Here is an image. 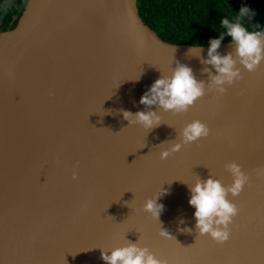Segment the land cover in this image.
I'll list each match as a JSON object with an SVG mask.
<instances>
[{
    "label": "water",
    "instance_id": "1",
    "mask_svg": "<svg viewBox=\"0 0 264 264\" xmlns=\"http://www.w3.org/2000/svg\"><path fill=\"white\" fill-rule=\"evenodd\" d=\"M209 47L163 40L137 0H24L0 30V264H106L102 249L128 241L168 264H264V63L184 114L161 110L148 133L123 118L177 63L209 83ZM195 120L209 137L161 160ZM233 161L252 187L229 196L239 215L221 245L198 236L190 186L231 185ZM160 189L158 223L142 206Z\"/></svg>",
    "mask_w": 264,
    "mask_h": 264
},
{
    "label": "clouds",
    "instance_id": "2",
    "mask_svg": "<svg viewBox=\"0 0 264 264\" xmlns=\"http://www.w3.org/2000/svg\"><path fill=\"white\" fill-rule=\"evenodd\" d=\"M254 15L250 8L244 6L235 16L234 21L230 22L228 18L221 21V26L226 29V35L231 37L235 45V51L227 55H221L218 52L225 38L223 33L218 39L210 40L207 59H203L202 63L214 68L217 75H213L209 68L205 67L204 72L208 73L209 83L198 81L190 67L177 63L170 75L157 79L150 90L142 96L140 104L144 105L147 111H139L135 114L123 111V118L128 121L129 127L140 126L148 133L163 123L158 114L161 110L170 112L172 115L184 114L209 91L226 94L228 87L243 79L241 68L249 73L257 71L264 63V31H249L244 26L245 19ZM191 51L193 52V49ZM201 51L199 46L197 56ZM153 106L157 109L156 111L151 110ZM209 135L208 126L195 120L178 134L180 142H172L166 150L161 151L160 158L167 160L174 153L182 151L185 146L206 139ZM225 169L233 178L231 185L226 187L212 175L207 180L198 178L194 186H190L189 201L190 205L196 209L194 216L198 236L210 237L221 245L230 240L231 226L239 215V208L229 200V196L239 197L245 187H252L250 176L242 170L241 165L233 161L226 164ZM72 178L76 180L78 175L74 172ZM163 194L164 190L160 189L142 206V211L158 223L164 206L157 201ZM185 230L191 231V229ZM160 235L174 239L163 229L160 230ZM109 252L111 255L108 254ZM102 259L106 264H168L166 260L158 258L148 247H142L140 243L130 241L125 246L102 249Z\"/></svg>",
    "mask_w": 264,
    "mask_h": 264
},
{
    "label": "trees",
    "instance_id": "3",
    "mask_svg": "<svg viewBox=\"0 0 264 264\" xmlns=\"http://www.w3.org/2000/svg\"><path fill=\"white\" fill-rule=\"evenodd\" d=\"M10 0H0V4ZM22 0H13L5 9L0 6V30L11 28L22 9ZM254 16L246 18L249 31H264V0H137L142 19L165 41L173 44L209 45L210 40L225 34L221 21H234L242 7ZM257 25L259 27H257Z\"/></svg>",
    "mask_w": 264,
    "mask_h": 264
},
{
    "label": "rangeland",
    "instance_id": "4",
    "mask_svg": "<svg viewBox=\"0 0 264 264\" xmlns=\"http://www.w3.org/2000/svg\"><path fill=\"white\" fill-rule=\"evenodd\" d=\"M5 1H3L1 4H0V6L3 8V9H5L7 6H8V4H7V2L6 3H4Z\"/></svg>",
    "mask_w": 264,
    "mask_h": 264
},
{
    "label": "flooded vegetation",
    "instance_id": "5",
    "mask_svg": "<svg viewBox=\"0 0 264 264\" xmlns=\"http://www.w3.org/2000/svg\"><path fill=\"white\" fill-rule=\"evenodd\" d=\"M12 1H13V0L8 1L7 4L9 5ZM22 1H23V3H24V0H22ZM23 3H22V6H23Z\"/></svg>",
    "mask_w": 264,
    "mask_h": 264
}]
</instances>
